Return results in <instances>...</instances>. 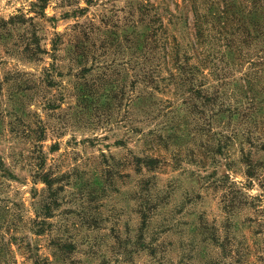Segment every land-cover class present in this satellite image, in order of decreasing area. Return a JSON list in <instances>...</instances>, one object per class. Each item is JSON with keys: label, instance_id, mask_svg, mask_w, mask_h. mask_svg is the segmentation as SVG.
I'll return each mask as SVG.
<instances>
[{"label": "rangeland", "instance_id": "1", "mask_svg": "<svg viewBox=\"0 0 264 264\" xmlns=\"http://www.w3.org/2000/svg\"><path fill=\"white\" fill-rule=\"evenodd\" d=\"M140 1L158 5L165 21L166 9L182 2L46 0L42 13L33 6L39 0H0V26L6 27L0 29V264H213L222 253L213 245V225L225 237L222 198L231 183L248 199L232 217L233 251L234 241L244 243L250 254L242 264H264V151L246 146L261 165L260 179L251 180L238 145L228 161L221 157L213 164V109H155L151 115L127 99L134 72L122 62L131 52L127 59L118 54L124 29L113 25L124 23ZM92 20L100 35L112 30L120 38L112 55L99 59L100 66L109 63L82 79L71 45ZM29 43L31 50L45 51L40 60L31 59ZM45 69L51 70L52 87L40 81ZM112 69L115 78H125L122 106L115 102L107 109L96 99L83 104L79 84L89 77L100 96L107 87L100 80L104 73L111 77ZM25 79L41 84L39 94H19L15 106L11 93ZM172 91L155 95L181 107L182 98ZM173 120L178 135L169 138ZM148 158L157 163L147 165ZM40 167L43 175L36 178ZM226 173L228 183L215 185Z\"/></svg>", "mask_w": 264, "mask_h": 264}, {"label": "trees", "instance_id": "2", "mask_svg": "<svg viewBox=\"0 0 264 264\" xmlns=\"http://www.w3.org/2000/svg\"><path fill=\"white\" fill-rule=\"evenodd\" d=\"M45 2L46 0H39L33 6L44 13ZM93 2L94 0H86L87 5ZM174 4L175 10L166 9L167 21L158 5L140 1L124 23L114 22L113 27L124 29L121 35L123 41H118L117 45L118 54L127 59V50L131 52L130 58L122 62L130 65L134 72L132 89L129 91L131 94H128L127 99L134 101L139 109H151L148 111L151 115H154L155 109H200L198 113L204 112V109H213V164L218 165L221 157L228 161L233 155L232 149L238 145L240 160L247 165V175L251 180H259L261 165L253 163L252 153L246 146L249 144V147L264 151V0H182L181 5L177 1ZM189 11L192 13L191 18ZM90 22V25L87 24L80 30L78 40L71 45L72 59L74 57L77 60L76 65L81 70L82 79L92 73L93 69L109 63L100 66L99 59L107 56L104 54L112 55L110 50L120 38L119 32L106 30L101 34L104 40L98 46L97 40L101 38L98 31L101 29L96 27L94 20ZM172 25L175 27L171 28ZM127 26L132 29L129 31ZM0 29L5 30L6 27L0 26ZM31 45L29 43L27 46L31 59L38 60L45 51L41 48L31 50ZM99 50L104 51L98 53ZM89 59L90 65L87 63ZM109 65L114 66V61ZM246 65L250 67L248 72L244 71ZM108 68L110 67H105ZM236 72L241 75L235 76ZM43 74L44 79H39L41 83L46 82L52 87L51 70L45 69ZM112 74L113 69L111 77H106L110 74H103L104 79L101 80L104 81L100 80L99 84L107 87L103 88L106 92L100 96L94 91L95 84L88 81L89 77L84 84H79V90L83 91L80 94L81 102H86L89 106L96 99V104L103 103L107 109H112L115 102L118 103V108L121 107L127 96V87L123 85L125 78L121 81V78H115ZM118 75L121 76L122 72ZM211 76L213 85H208L212 80ZM29 81H20L19 89L11 93L10 101L15 106L20 101L19 94H39L41 84H31ZM172 89L173 94L182 98L181 107L163 97L156 98V93ZM2 92L3 83L0 81V93ZM82 98L86 99L82 101ZM51 106L49 103L47 107ZM178 125V121L174 120L168 124V128L173 129V136L170 135L169 138L178 135ZM39 134L44 135V130L41 129ZM43 139L39 137L40 141ZM155 163L156 159L148 158L146 164L151 166ZM41 168L36 171V178L42 177ZM229 177L226 173L223 179L215 180V185L224 187ZM45 182L52 189L49 174H45ZM234 187L236 185L231 183L222 198L223 209L228 217L224 226L225 237H221L219 228L213 225V245L222 250L219 257L216 256L215 260L213 258V264H242L243 258L250 254L249 247L244 243L234 241V245L235 242L238 244L234 251L231 246L232 236L235 235L232 217L248 200L241 193L236 194ZM50 209V204L45 205L44 216L50 214ZM40 218L38 213L34 220L40 226L37 234L43 231ZM33 264H39V261L36 260Z\"/></svg>", "mask_w": 264, "mask_h": 264}]
</instances>
